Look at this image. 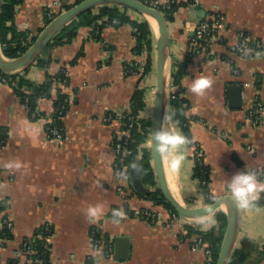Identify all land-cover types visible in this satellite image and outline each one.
Returning a JSON list of instances; mask_svg holds the SVG:
<instances>
[{
  "label": "crops",
  "instance_id": "crops-1",
  "mask_svg": "<svg viewBox=\"0 0 264 264\" xmlns=\"http://www.w3.org/2000/svg\"><path fill=\"white\" fill-rule=\"evenodd\" d=\"M56 1L74 2L24 0L15 25L19 30L36 34L44 26L45 9L58 10L53 7ZM213 5L222 11L226 26L221 32L224 41L214 47L211 59L195 58L183 79L191 113L207 124H191L193 146L185 141L170 152L163 151L175 195L190 210L210 205L201 181L194 177L193 154L197 148L205 154L204 163L210 168L209 193L216 199L232 196L228 183L234 173L247 169L262 173L264 169V117L259 123L249 117L257 101L264 106V57H238L230 52L242 36L264 42V0H201L199 7L179 8L175 20L168 23L173 65L185 62L189 41ZM136 15L133 13V18ZM135 44L129 25L105 28L103 42L91 40L90 29L83 28L71 44L42 50L41 55L52 59L48 67L35 63L27 70V78L40 84L47 73L56 74L84 51L78 63L69 68L70 85L64 88L71 105L63 119L66 135L63 142L51 140L42 121L32 122L13 88L0 80V130L7 138L6 145H0V204L3 215L14 224L13 240L0 246V264H8L23 242L32 240L45 225L53 226L55 231L49 239L53 264H86L91 259L96 264H207V246H195L196 236L180 239L186 231L179 218L135 195L130 187L132 178L118 180L115 175L113 140L123 132V124L117 118L106 121L107 114L117 117L129 113L131 97L139 85L146 88L148 103L154 90L152 80L157 77L155 71L139 84V75H126L124 64L145 61V57L133 54ZM197 78L211 81L203 95L189 90ZM232 86L242 88L241 109L230 108ZM39 108L50 115L54 99L43 100ZM147 111L148 107L145 117ZM163 132L184 137L170 110ZM181 154L183 159L174 166L173 161ZM165 169L167 172L166 164ZM259 195L260 192L257 198ZM90 205L102 206L101 214L94 219L86 211ZM126 206L136 213L151 212L158 221L152 224L128 218ZM114 208L118 210L111 216ZM240 211L233 251L246 254L245 264H264V205L240 206ZM214 216L192 224L209 230ZM96 226L104 245L106 238L113 244L111 257L105 256L104 250L93 251L91 229ZM118 238L125 239L127 260L116 258ZM25 261L22 260L23 264Z\"/></svg>",
  "mask_w": 264,
  "mask_h": 264
},
{
  "label": "trees",
  "instance_id": "trees-1",
  "mask_svg": "<svg viewBox=\"0 0 264 264\" xmlns=\"http://www.w3.org/2000/svg\"><path fill=\"white\" fill-rule=\"evenodd\" d=\"M23 1L24 0L3 1L0 18V46L4 57L9 60H15L22 57L34 45L40 34L54 21V19H56L60 14L73 9L87 0H74L73 3H66L65 5L64 2H61V6L57 11H53L50 8L45 9L44 26L36 34L30 31L19 30L15 25V17ZM137 1H140L148 6L150 5L148 0ZM191 1L192 0L184 2L183 0H179L177 4L171 5L169 8L165 6L158 7V11L161 12L167 23H171L175 20V15L179 8L190 7ZM133 13L136 12L132 11L130 8L118 5L103 4L95 6L81 14L77 19L68 23L58 34L54 36L48 46L51 48H58L71 44L77 38L79 31L83 28L90 29L91 40L103 42V31L105 28L109 26L118 28L129 25L133 30V35L136 40L133 54L137 57L144 55L145 61L142 66L143 72H138V66H136L135 61L129 64H124L125 72L126 75H139L140 84L156 71V37L151 25L145 19L140 20L138 18H133ZM259 41L263 42L261 40ZM249 45L255 46L253 43H250ZM262 46H264V43ZM83 55L84 51L82 50L68 65L63 66L56 74L47 73L45 80L40 84H35L27 78L28 71L7 76L2 74L0 70L1 82L3 83V81H5L6 85L13 88L15 94L26 106V109L28 110V117L32 122L44 121L52 117V123L44 124L45 131L50 139L52 133L51 130L53 128H58L62 133H65L63 119L70 110L71 100L68 94L64 91V88L70 85L69 68L75 66ZM223 59L231 61L228 57H223ZM35 63L48 67L52 63V59L46 58L44 55H40ZM191 63H193V60L189 56H186L183 64L173 65L172 85L169 97V110L172 114L173 122L182 130L185 141L189 146H193L195 144L191 133V124L193 122H202L207 124L206 120H203L191 113V103L185 96L183 79L186 76L188 66ZM256 84L260 87L259 79H257ZM49 99H54V110L50 115H47L43 113L39 107L43 100ZM147 107L146 88L140 87L139 85L131 97L130 111L129 113L127 111L125 113L126 117L122 119L123 130L128 128L130 118H133L135 121L133 129L131 130L130 143L127 146L132 152L126 158L125 163L129 167L128 176L130 178L133 177L132 170L136 167L139 168L141 182L149 190V194L143 195L138 193L132 183L130 187L134 194L138 197L151 201L156 206H162L170 212L172 217H178V214L166 201L164 194L159 187L158 178L152 161V153L147 146L150 140L151 128L150 119L144 116ZM107 116H111L113 119L116 118V114L113 113H108ZM0 132L1 136L4 135L3 130H0ZM256 173L259 181L264 182V169L262 173L257 171ZM194 177L201 181L203 188L202 191L206 196L208 203H214L217 199L209 193L210 168L206 165H195ZM251 205H264V191L260 192L259 197L256 198ZM117 210V208H114L111 216H115ZM124 212L125 216L128 218H139L152 224H155L158 221L155 214L146 210H141L136 213L126 206L124 207ZM214 217L215 220L211 229L204 230L191 223L189 226L184 228L187 234L185 236L181 235L180 237L181 240H186L192 239L196 236L197 240L195 241V246H207L209 252L207 264L217 263L222 242L228 227V217L224 212H218ZM54 233L55 231L53 226L45 225L37 230L32 238L31 246L35 252L32 260L33 262L35 261L36 264H53L51 260L52 248L49 243V239L54 235ZM0 238H5L7 240V242L1 245V247H4L9 241L13 240L14 235L11 231L3 228L0 232ZM112 254L113 244L108 238H106L104 255L111 257ZM246 260V254L236 250L232 252L228 264H245ZM90 263L96 264V261L91 259ZM8 264H20V261L15 258H11L8 261Z\"/></svg>",
  "mask_w": 264,
  "mask_h": 264
},
{
  "label": "water",
  "instance_id": "water-1",
  "mask_svg": "<svg viewBox=\"0 0 264 264\" xmlns=\"http://www.w3.org/2000/svg\"><path fill=\"white\" fill-rule=\"evenodd\" d=\"M3 1L0 0V18ZM66 3H64L65 5ZM111 4L130 8L132 11L140 14L155 29V39L159 43V51L162 57L156 54L155 65L157 72V85L155 92L152 117L150 119V143L154 169L158 178L159 187L162 190L166 201L174 208L181 224L184 227L192 222L202 220L209 216H214L218 212H224L228 217V227L222 242L221 251L216 264H228L233 252V245L237 238L240 228L241 211L240 205L230 196L218 198L214 203L194 210L187 209L173 195L169 189L163 163V151L159 148V142L156 139V133L162 132L165 119L169 110L170 88L172 85L173 60L171 54V42L168 30V23L165 21L160 11L149 7L137 0H87L73 9L60 14L49 24L40 34L34 45L22 57L9 60L3 55L0 46V70L2 74L10 76L29 70L41 55L42 50L47 47L54 36L58 34L68 23L77 19L87 10L103 5ZM206 16V15H205ZM229 105L232 109H241L243 106L242 88L232 86L229 88ZM132 185L135 190L143 195H148L149 190L142 184L139 168L132 170ZM126 243L124 238L116 240V258L118 260H127L128 251L123 249ZM123 253V254H122Z\"/></svg>",
  "mask_w": 264,
  "mask_h": 264
},
{
  "label": "built area",
  "instance_id": "built-area-1",
  "mask_svg": "<svg viewBox=\"0 0 264 264\" xmlns=\"http://www.w3.org/2000/svg\"><path fill=\"white\" fill-rule=\"evenodd\" d=\"M150 2L149 7L158 10V7L165 6L169 8L171 5L177 4L179 0H148ZM187 2L188 0H183ZM190 1V0H189ZM61 6L60 1H56L53 4L54 9H59ZM191 6L199 7L201 6V0H192ZM52 10V9H51ZM226 26L224 23V18L222 15V11L218 5H213L211 9L207 12L203 21L199 24L195 36L189 41L187 56H189L192 60L195 58H203V59H211L214 53V47L216 45L223 43V38L221 36V32L225 30ZM253 43L255 46H250L249 44ZM264 42H260L259 40H254L248 36H242L240 38L239 43L230 48V52L233 55L238 57H246V58H258L264 57V46H262ZM141 57H144L141 56ZM144 63L136 61V66H138V72H143ZM3 84H6L3 81ZM25 106V105H24ZM26 107V106H25ZM125 115H119L116 118L122 122ZM249 117L255 123H259L262 121L264 117V106L257 102L255 104V110L251 111ZM113 117L107 116L105 119L106 121L112 120ZM44 124L52 123V117L48 120L42 121ZM129 126L126 130L114 138L113 140V148L115 151V175L118 180H129V167L126 165V158L131 154V150L128 149V145L130 143L131 138V130L133 129L134 119H129ZM51 133V140L55 142H63L66 139L65 133H62L61 130L58 128H53ZM150 142V140H149ZM7 143V138L5 135L1 136L0 132V145L5 146ZM204 156L205 154L201 149H196L193 154V159L195 164L205 165L204 163ZM122 192V188L120 189ZM179 218V217H175ZM4 229H7L13 233L14 224L12 220L8 216L3 215L2 207L0 204V232ZM185 231V230H184ZM183 231V232H184ZM100 231L98 226L93 227L91 229V238H92V248L94 252H99L104 250V240L103 237L99 236ZM187 233H182V236H185ZM41 238V237H40ZM7 242L5 238H0V246ZM206 247V246H204ZM205 253L207 257L209 256L208 247L205 248ZM35 252L31 246V240H25L23 242L22 247L17 250L13 258L20 261V264H23L22 260H26V264H36L35 261L33 262L32 257L34 256ZM91 259V258H90ZM86 264H91L90 260Z\"/></svg>",
  "mask_w": 264,
  "mask_h": 264
},
{
  "label": "clouds",
  "instance_id": "clouds-1",
  "mask_svg": "<svg viewBox=\"0 0 264 264\" xmlns=\"http://www.w3.org/2000/svg\"><path fill=\"white\" fill-rule=\"evenodd\" d=\"M210 84L211 81L207 78H197L193 80L189 90L197 95H203ZM156 139L159 142V148L162 151L169 152L177 145L185 142L184 137L179 133H162L158 131L156 133ZM182 159V154L177 155L176 159L173 161L174 166L179 165ZM228 187L232 197L241 207L250 206L257 198V194L264 191V183L259 181L257 173L248 169L234 173L229 178ZM86 211L88 216L94 219L97 215L101 214L102 206L90 205Z\"/></svg>",
  "mask_w": 264,
  "mask_h": 264
},
{
  "label": "rangeland",
  "instance_id": "rangeland-1",
  "mask_svg": "<svg viewBox=\"0 0 264 264\" xmlns=\"http://www.w3.org/2000/svg\"><path fill=\"white\" fill-rule=\"evenodd\" d=\"M137 14V13H136ZM135 16V15H134ZM138 19H144L140 14H137L136 15ZM155 47H156V50L159 48V43H158V40L155 39ZM156 51H155V59H156ZM155 76V75H154ZM153 78V77H152ZM157 77L155 76L154 79L152 80L153 81V91H152V94H151V97H150V100L148 101V115L146 116L148 119H151L152 117V110H153V106H154V100H155V92H156V85H157ZM148 148L151 149V143L148 142L147 144Z\"/></svg>",
  "mask_w": 264,
  "mask_h": 264
},
{
  "label": "bare ground",
  "instance_id": "bare-ground-1",
  "mask_svg": "<svg viewBox=\"0 0 264 264\" xmlns=\"http://www.w3.org/2000/svg\"><path fill=\"white\" fill-rule=\"evenodd\" d=\"M155 35H156V31L154 28H152ZM156 53H157V56L158 57H162L160 54H162L161 51H159V49L156 50ZM163 163H164V159H163ZM165 164H166V167H167V172H166V169H165ZM164 164V169H165V174H166V178H167V183H168V186H169V189L171 190V192L173 193V195L177 198V196L175 195V192H174V185L171 181V178H172V174H171V171L169 170V166H167V162ZM171 177V178H170Z\"/></svg>",
  "mask_w": 264,
  "mask_h": 264
}]
</instances>
